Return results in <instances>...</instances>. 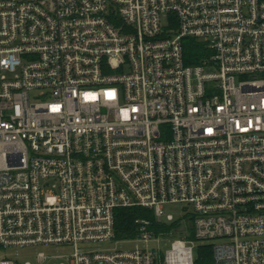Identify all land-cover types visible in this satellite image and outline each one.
Wrapping results in <instances>:
<instances>
[{"label": "built area", "instance_id": "2783aa9c", "mask_svg": "<svg viewBox=\"0 0 264 264\" xmlns=\"http://www.w3.org/2000/svg\"><path fill=\"white\" fill-rule=\"evenodd\" d=\"M126 208L176 228L141 218L134 247L102 249ZM43 245L73 247L61 264H197L199 246L264 264V0H0V264Z\"/></svg>", "mask_w": 264, "mask_h": 264}, {"label": "trees", "instance_id": "16d2710c", "mask_svg": "<svg viewBox=\"0 0 264 264\" xmlns=\"http://www.w3.org/2000/svg\"><path fill=\"white\" fill-rule=\"evenodd\" d=\"M183 52L186 65L201 63L207 55L204 45L193 38H186L183 41ZM146 219L152 223V227L157 233H169L176 228L177 224L165 226L158 224L154 220L153 212L143 208L117 209L115 214V239L119 241L134 239L137 236L138 226L136 220ZM192 237V236H191ZM212 250L210 246H199L197 249V264H210Z\"/></svg>", "mask_w": 264, "mask_h": 264}, {"label": "rangeland", "instance_id": "374dc122", "mask_svg": "<svg viewBox=\"0 0 264 264\" xmlns=\"http://www.w3.org/2000/svg\"><path fill=\"white\" fill-rule=\"evenodd\" d=\"M165 218L169 215H172L174 220L177 221L184 217L185 211L180 205L177 204H169L164 206ZM164 218V221H165ZM169 238H178L177 234H170ZM168 241H155L152 240L149 242L148 246L153 249H157L158 247H165ZM136 243L133 242H121L114 241L110 245L100 244V247L107 248L109 250H128V248H132ZM73 251L72 246L68 245H43V246H33L29 248H20L18 250H10L7 252L8 258L13 260H17L21 264H61L64 262V259L61 256L69 255ZM46 255L48 256V260L43 261V263H39L38 255Z\"/></svg>", "mask_w": 264, "mask_h": 264}]
</instances>
